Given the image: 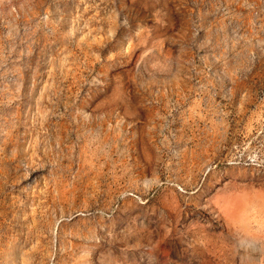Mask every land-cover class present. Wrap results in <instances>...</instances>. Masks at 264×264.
Returning a JSON list of instances; mask_svg holds the SVG:
<instances>
[{
  "label": "rangeland",
  "instance_id": "rangeland-1",
  "mask_svg": "<svg viewBox=\"0 0 264 264\" xmlns=\"http://www.w3.org/2000/svg\"><path fill=\"white\" fill-rule=\"evenodd\" d=\"M0 264H264V0H0Z\"/></svg>",
  "mask_w": 264,
  "mask_h": 264
}]
</instances>
